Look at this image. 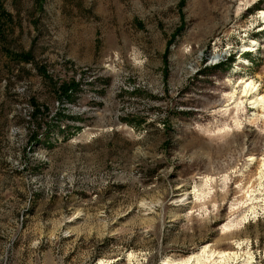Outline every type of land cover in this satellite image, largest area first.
Listing matches in <instances>:
<instances>
[{
  "label": "rangeland",
  "instance_id": "obj_1",
  "mask_svg": "<svg viewBox=\"0 0 264 264\" xmlns=\"http://www.w3.org/2000/svg\"><path fill=\"white\" fill-rule=\"evenodd\" d=\"M1 2L0 264H264V0Z\"/></svg>",
  "mask_w": 264,
  "mask_h": 264
},
{
  "label": "bare ground",
  "instance_id": "obj_2",
  "mask_svg": "<svg viewBox=\"0 0 264 264\" xmlns=\"http://www.w3.org/2000/svg\"><path fill=\"white\" fill-rule=\"evenodd\" d=\"M260 15L264 23V12L261 11ZM244 50L245 52L248 51L251 52L252 50H254L253 45L245 47ZM241 83L243 84L241 88L242 89L241 96L248 98L247 101L249 102L248 104L250 105L251 109L264 112V96L258 93V87L255 85V83L252 80L241 81ZM262 167H264V155H263ZM260 175L262 177L264 174H260ZM246 219L247 218H242L243 223L245 222ZM241 245H242L241 241H236L234 243V251H230V252H212V251H207L206 247H204L201 250V252L191 255L183 259L181 262L170 263L169 261H162V264H207V263L239 264L237 263V261L241 257L240 254L241 252L239 253V251L241 250ZM242 256H244V259L242 260V264H251L253 262L252 261L253 257L248 255V253L242 252Z\"/></svg>",
  "mask_w": 264,
  "mask_h": 264
},
{
  "label": "trees",
  "instance_id": "obj_3",
  "mask_svg": "<svg viewBox=\"0 0 264 264\" xmlns=\"http://www.w3.org/2000/svg\"><path fill=\"white\" fill-rule=\"evenodd\" d=\"M11 25V15L6 12L0 0V40H3V35L5 32L11 30ZM13 56L22 61H27L29 59L27 54H13ZM76 89L77 84L73 80H71L69 84H64L60 87L59 93L68 102L71 101V91H76Z\"/></svg>",
  "mask_w": 264,
  "mask_h": 264
}]
</instances>
